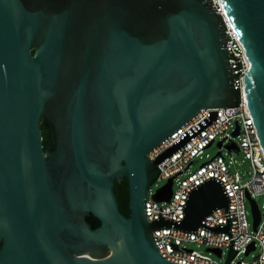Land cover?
I'll return each instance as SVG.
<instances>
[{
    "label": "water",
    "instance_id": "95a60500",
    "mask_svg": "<svg viewBox=\"0 0 264 264\" xmlns=\"http://www.w3.org/2000/svg\"><path fill=\"white\" fill-rule=\"evenodd\" d=\"M220 1L249 62L244 87L264 152V0ZM232 77L211 0H0V264H178L151 235L170 225L227 232V264L234 239L217 178L188 192L179 221H148L144 200L157 165L217 111L154 159L149 151L201 108L236 106ZM122 179L128 217L114 194ZM171 190L169 178L153 197ZM246 196L255 229L259 208ZM220 206L226 225L205 226Z\"/></svg>",
    "mask_w": 264,
    "mask_h": 264
},
{
    "label": "built area",
    "instance_id": "2783aa9c",
    "mask_svg": "<svg viewBox=\"0 0 264 264\" xmlns=\"http://www.w3.org/2000/svg\"><path fill=\"white\" fill-rule=\"evenodd\" d=\"M211 6L221 18L224 25L226 38L227 61L232 73V85L237 95L236 106L201 108L190 120L185 122L158 145L148 156L154 159L162 151L177 141L181 134L189 128L196 126L208 116L209 111H217V118L198 132L180 148L174 151L166 159L157 165L144 200L145 216L148 221H153L159 216L174 221L182 220L183 206L186 203L188 192L209 178H217L222 184L229 199L227 214L229 218V232L232 235L234 256L227 264H264V200L259 209V221L253 229L250 228L247 217V194L253 198L264 195V152L251 116L244 87V76L249 62L238 35L226 16L220 0H211ZM238 124V134L232 133ZM237 138L236 141H233ZM220 142V151L216 155L194 166L197 160L203 158L205 148L213 142ZM236 144L237 150H241L244 160L250 166L249 177L241 182V174L231 172L230 165L236 162L230 155L226 158L223 150H230V144ZM172 180V190L169 199L157 201L151 192V184ZM164 183V184H165ZM205 226L226 225V206L213 209L203 217ZM151 235L160 255L168 261L178 264H220L208 254L198 250L187 248V243L204 244L207 248L230 249L231 236L225 232H215L202 226L195 231L180 230L172 225L152 229ZM253 243V249H249ZM260 247V252L253 256L251 261L235 260L239 254L248 255Z\"/></svg>",
    "mask_w": 264,
    "mask_h": 264
},
{
    "label": "rangeland",
    "instance_id": "374dc122",
    "mask_svg": "<svg viewBox=\"0 0 264 264\" xmlns=\"http://www.w3.org/2000/svg\"><path fill=\"white\" fill-rule=\"evenodd\" d=\"M237 138H235L233 141H236ZM220 151L219 146H217L216 141L212 143L211 146L207 147L204 149L203 151V158L201 160H197V162L194 163V166L205 161L207 158L205 157V154H208L209 157H212L214 155L217 154V152ZM223 154H225L226 158L228 157V155H230L233 159L236 160L235 163H233L232 165H230L229 170L231 172H236L238 171L241 174V182H244L248 179L249 177V171L250 166L248 161L244 160L243 163H241V160L243 158V153L241 150H237L235 148H232L230 150H223L222 151ZM165 183V181L159 182V183H152L151 184V192H154L158 187H160L161 185H163ZM253 199L255 200V202L258 205V208L260 209L262 202L264 200V195L263 196H255L253 197ZM246 208H247V217H248V222L250 224V228L252 227V214H251V210H250V205L248 200H246ZM187 248H192L195 250L200 251L203 254H208L211 258L216 259L220 264H223L227 257H228V252L229 249L228 248H223V253L221 256H217L216 254L212 253L211 251H207L206 250V246L204 244H199L197 245L196 243H187ZM260 252V247L258 246L255 250H252V252L248 255L245 254H239L238 256H236L235 260H240L242 259L243 261H251L253 259V256H256L258 253Z\"/></svg>",
    "mask_w": 264,
    "mask_h": 264
},
{
    "label": "trees",
    "instance_id": "16d2710c",
    "mask_svg": "<svg viewBox=\"0 0 264 264\" xmlns=\"http://www.w3.org/2000/svg\"><path fill=\"white\" fill-rule=\"evenodd\" d=\"M41 135H42V144L43 146L49 140L48 129L41 125ZM114 194L117 199L119 211L126 217L129 216V209H128V184L126 179H122L119 183H114ZM86 221L91 225L92 228H95L99 225V220L95 218L93 215H88L86 217Z\"/></svg>",
    "mask_w": 264,
    "mask_h": 264
}]
</instances>
